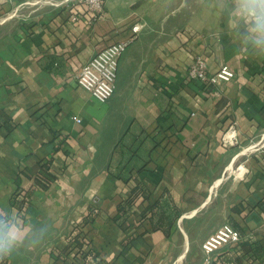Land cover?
<instances>
[{"label": "crops", "instance_id": "1", "mask_svg": "<svg viewBox=\"0 0 264 264\" xmlns=\"http://www.w3.org/2000/svg\"><path fill=\"white\" fill-rule=\"evenodd\" d=\"M42 7L0 21V229L19 237L7 264H72L81 235L78 264H201L225 221L255 253L240 262L238 244L215 264H264V42L238 0H104L91 24L78 0ZM131 35L108 100L78 86L85 62ZM195 56L233 77L187 79ZM137 181L148 199L123 229ZM148 203L159 207L141 221ZM161 210L180 212L166 231L153 227Z\"/></svg>", "mask_w": 264, "mask_h": 264}, {"label": "built area", "instance_id": "2", "mask_svg": "<svg viewBox=\"0 0 264 264\" xmlns=\"http://www.w3.org/2000/svg\"><path fill=\"white\" fill-rule=\"evenodd\" d=\"M78 1L87 6V20L88 24H91L101 13L104 0ZM132 31L136 33L138 26H133ZM133 38L134 35H131L99 49L82 65L77 73L75 79L78 86L88 91L97 100H108L114 92L119 60ZM186 77L189 80H200L210 85L216 83L218 80H230L233 77V72L227 66H222L217 72L210 74L204 58L202 56H195L187 68ZM142 198V195L138 196L136 202L128 208L129 211L127 213L132 215L134 210H139V202ZM242 240L243 236L239 229L235 228L228 221L223 222L202 241L201 249L204 261L201 264H213L212 258H215V262H217V254L220 251L237 246ZM74 242H78L79 244L71 246V250L69 249L70 257L68 259L70 263L78 264L81 263L79 261L87 250V240L81 235L77 236ZM233 264L239 263L234 262Z\"/></svg>", "mask_w": 264, "mask_h": 264}, {"label": "trees", "instance_id": "3", "mask_svg": "<svg viewBox=\"0 0 264 264\" xmlns=\"http://www.w3.org/2000/svg\"><path fill=\"white\" fill-rule=\"evenodd\" d=\"M48 167H49V161L40 164L39 168H38V171H40L44 175V178L47 180L51 178V176L47 172ZM148 194L149 193H148L147 189L140 183V181H137L136 184L131 188L129 196L126 197L125 199H123V201L119 203L118 211H117V214L115 216V219L120 221L119 225L123 229H127L132 224V223L127 222V212L129 211L128 208L131 207V205H133L136 202L138 196H140V195H142V197H143L142 200L140 201V203L142 201L147 200ZM14 202L15 201L13 200V203ZM156 207H159V203H154V204L148 203L147 205H145V207L138 213V214H140L139 220L141 219V221H142L144 219H150L151 221H153V219H154L153 214H150V216H148V212H153V209H155ZM179 216H180V212L178 210H175L171 214H167L161 210L159 214H156L157 222H155L153 224V227L162 229L163 226L165 225L166 228H164V230L166 231L167 229L171 228V226H173L175 224V222ZM93 221H94V217L91 215H88L87 217L84 218V222H91L92 223ZM233 226L238 229V226H236V225H233ZM242 236H243V234H242ZM131 238H129V240L125 241V243H124L125 246H127V244H129V242L133 240V238L132 239ZM252 243H254V242H251L248 240L247 241H241L239 243L240 247L243 250V254L240 255V259H239L240 262H242L243 258L250 259L251 253L252 254L255 253V249L253 248ZM256 248H261L262 250H264V245L262 247L258 246ZM0 264H7V256L5 253L0 254ZM243 264H245V263L243 262Z\"/></svg>", "mask_w": 264, "mask_h": 264}, {"label": "clouds", "instance_id": "4", "mask_svg": "<svg viewBox=\"0 0 264 264\" xmlns=\"http://www.w3.org/2000/svg\"><path fill=\"white\" fill-rule=\"evenodd\" d=\"M240 13L255 23L253 31L258 42H264V0H238ZM18 236L11 231L4 233L0 229V254L7 251Z\"/></svg>", "mask_w": 264, "mask_h": 264}, {"label": "rangeland", "instance_id": "5", "mask_svg": "<svg viewBox=\"0 0 264 264\" xmlns=\"http://www.w3.org/2000/svg\"><path fill=\"white\" fill-rule=\"evenodd\" d=\"M67 1L68 0H26V3H24L25 1L21 0L20 4L15 6L16 7V10H15L14 7L12 6L11 8H9L8 4L11 1L8 2L6 0H0V21L6 20L7 18H9V16H13V15L18 16L19 18H25V17H28V15L32 13V10H34L36 7L40 6V8L38 9H42L43 8L42 6L44 5H50V4L59 3V2L62 3V2H67ZM34 2H37V3L34 4ZM218 218L219 216L217 217V219L216 217L213 216L212 218L207 219L206 222L203 221L201 224H199L196 232L198 233L201 229L202 230L207 229V226H208V229L213 228V225L215 221L218 220ZM203 260H204V255H203ZM211 260H212V263L215 264V258H212Z\"/></svg>", "mask_w": 264, "mask_h": 264}, {"label": "bare ground", "instance_id": "6", "mask_svg": "<svg viewBox=\"0 0 264 264\" xmlns=\"http://www.w3.org/2000/svg\"><path fill=\"white\" fill-rule=\"evenodd\" d=\"M13 14V13H12ZM259 143V142H258ZM231 172V171H230Z\"/></svg>", "mask_w": 264, "mask_h": 264}]
</instances>
